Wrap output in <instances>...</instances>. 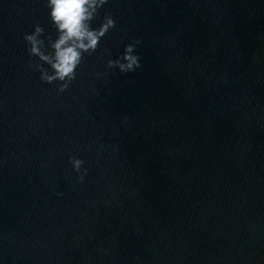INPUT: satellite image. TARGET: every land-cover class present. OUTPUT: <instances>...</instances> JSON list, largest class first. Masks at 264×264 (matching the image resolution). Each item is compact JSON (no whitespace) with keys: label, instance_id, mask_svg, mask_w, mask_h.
<instances>
[{"label":"water","instance_id":"obj_1","mask_svg":"<svg viewBox=\"0 0 264 264\" xmlns=\"http://www.w3.org/2000/svg\"><path fill=\"white\" fill-rule=\"evenodd\" d=\"M47 4L0 0V264H264V0H108L62 93Z\"/></svg>","mask_w":264,"mask_h":264},{"label":"clouds","instance_id":"obj_2","mask_svg":"<svg viewBox=\"0 0 264 264\" xmlns=\"http://www.w3.org/2000/svg\"><path fill=\"white\" fill-rule=\"evenodd\" d=\"M108 0H48L47 7L51 9L50 18L57 30V38L53 41L48 36V44L42 39L44 29L37 25L32 34H25L24 39L30 45V55L38 57L50 66L49 73L43 64L36 63L35 68L41 72V80L58 85V91L64 92L71 82L76 79L77 68L85 59V53L92 55L99 47L101 39L106 33L114 28L115 21L111 16H106L99 29H93L91 22L98 15L99 9ZM134 41L125 48L124 54L115 60L109 59L108 68H118L122 73L134 72L140 65V57L135 54L136 44ZM51 51H48V48ZM71 163L74 170L79 173V181L84 182L87 169L83 168L82 159L72 157Z\"/></svg>","mask_w":264,"mask_h":264}]
</instances>
